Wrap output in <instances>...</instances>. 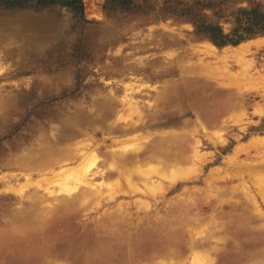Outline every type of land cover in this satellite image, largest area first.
Here are the masks:
<instances>
[{"label":"rangeland","instance_id":"374dc122","mask_svg":"<svg viewBox=\"0 0 264 264\" xmlns=\"http://www.w3.org/2000/svg\"><path fill=\"white\" fill-rule=\"evenodd\" d=\"M82 1L0 0V264H264V36L213 50L183 9L264 0Z\"/></svg>","mask_w":264,"mask_h":264},{"label":"trees","instance_id":"16d2710c","mask_svg":"<svg viewBox=\"0 0 264 264\" xmlns=\"http://www.w3.org/2000/svg\"><path fill=\"white\" fill-rule=\"evenodd\" d=\"M6 7L24 6L27 2L34 1L36 6H48L50 4L61 3L67 6L75 15L83 14L84 4L82 0H1ZM107 3L120 5L122 8H129L133 4V0H107ZM193 6V5H192ZM183 6L184 11H188L191 15V22L194 25L195 33L202 38L210 41L216 47L222 48L228 45L237 46L240 43L264 36V10L260 5L251 8L238 10L235 14L236 26L226 32L218 23L205 21L197 12L192 13L194 7ZM198 6V3L196 4ZM177 9V8H175ZM176 11V10H175Z\"/></svg>","mask_w":264,"mask_h":264},{"label":"bare ground","instance_id":"6f19581e","mask_svg":"<svg viewBox=\"0 0 264 264\" xmlns=\"http://www.w3.org/2000/svg\"><path fill=\"white\" fill-rule=\"evenodd\" d=\"M208 44L211 48H213V50L217 49L211 43H208ZM245 45H246V43H245ZM239 46H242V44ZM243 48H244V46H242V49ZM236 49H238V48H236ZM128 150H130V149H128ZM139 150H140V148H139ZM81 159H82L81 162L77 166L63 167L58 171H54L50 177H47V176L45 177V181H48V182L50 181V182L56 184L58 186V191L61 194L71 192L74 188V185H78L80 183L87 184L89 182L86 179L88 173L91 171L92 167L96 164V162L101 161V160H98L93 154L91 155V154H87L85 152L82 153ZM99 174H100V172H99ZM91 177H89V178H91ZM79 186H81V185H79ZM77 188H79V187H77ZM70 195H71V193H70Z\"/></svg>","mask_w":264,"mask_h":264}]
</instances>
